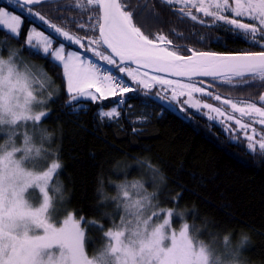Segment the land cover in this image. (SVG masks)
<instances>
[{"label":"trees","instance_id":"obj_1","mask_svg":"<svg viewBox=\"0 0 264 264\" xmlns=\"http://www.w3.org/2000/svg\"><path fill=\"white\" fill-rule=\"evenodd\" d=\"M72 4L73 0H60L58 5L42 4L31 10L71 35L84 37L87 26L80 28L73 20L86 25L88 16ZM0 6L7 8V3ZM60 6L66 7L56 11ZM7 9L20 15L23 22L19 39L0 30V56L13 57L21 69L32 65L50 81L38 93L42 103L34 107L36 112L46 113L36 125L44 136L43 156L38 164L42 169L52 163L60 165L48 188L53 194L49 196L50 213L56 214L55 223L69 213L77 219L84 217L85 252L89 258L103 251L107 243L103 233L117 224L128 206L123 186L138 182L153 208L159 212L169 210L173 217L180 215L191 225L189 230L197 241L220 246L225 242L222 237L228 236L227 244L238 245L242 236L247 237L238 259L243 264H264V155L258 147L253 153L240 135L226 133L221 125L192 110L177 113L139 90L128 92L123 104L117 103L121 97L102 103L85 102L86 112L69 114L61 67H53L43 54L24 46L31 25L53 29L29 15L27 8L29 16ZM219 37L220 43L212 36L177 42L221 54L260 51L234 34ZM215 84L210 91L236 101L249 97L258 100L264 94L259 81L234 80L227 84L217 80ZM115 104L118 117L98 115L101 107ZM147 162L159 169V175L153 177L145 166Z\"/></svg>","mask_w":264,"mask_h":264},{"label":"snow or ice","instance_id":"obj_2","mask_svg":"<svg viewBox=\"0 0 264 264\" xmlns=\"http://www.w3.org/2000/svg\"><path fill=\"white\" fill-rule=\"evenodd\" d=\"M8 2L12 3V0ZM155 2L172 10L173 15L182 23L190 20L194 24H205V19L193 14L192 9H195L203 17H210L212 26H229V31L237 38H243L250 46L259 47L260 51L219 54L198 51L185 43H178L184 39V34L175 27L165 32L164 21L155 11ZM155 2L136 0L133 6L131 0H73L72 7L88 16L86 25L73 20L80 28L87 26L84 37L71 35L56 23L48 21L40 12L33 13L28 8L29 5H58L60 0H16V6L22 11L27 8L29 15H35L63 40L92 53V56L104 61L106 65L115 66L134 83L145 88L160 85L165 91H171L173 101L187 97L181 103L197 109H209L218 117L234 121L236 131L242 133L247 141L248 150L255 153L258 145L260 154L264 155V134L257 133L252 127L255 123L264 125V94L259 95L258 100L249 97L244 101H234L230 98L222 99L221 95L208 90L216 86L217 80L227 84H232L234 80L237 83L259 81L258 86L264 87V0ZM64 7H57L56 11H62ZM21 26L19 15L0 7V29L7 30V34L19 39ZM157 26L159 30L154 31L153 28ZM85 39L87 43L83 42ZM216 42H221L220 37H216ZM53 43V39L35 29L29 32L26 39V44L37 53L42 50L44 58L53 67H62V78L66 80V91L69 94V101L65 105L70 110L69 114L86 112L85 101L96 102L117 94L121 96L118 105L123 104V94L134 91L122 76L114 75L78 51H68L65 55V44L61 42L53 49ZM2 72L3 65L0 64ZM200 77L211 78V82L197 79ZM26 81L27 78L19 74L14 80L12 67H8L7 75L0 74V107L14 120L40 122L46 113L41 111L36 115L30 114L27 105L32 97L28 93ZM96 93H99V97ZM194 94H203L221 101L223 105L230 106L232 114H226L221 107H214L210 103H192ZM235 113H239L240 117H251V122H242ZM98 115L111 119L120 113L114 107L107 112L101 110ZM209 119L216 117L210 115ZM257 135L259 140L256 139ZM145 166L151 169L153 177L159 175V169L150 162ZM59 168L58 163H52L43 175L34 177L23 186L13 185L11 194L7 189L0 190V264H40L42 254L53 248L59 249L60 264H96L85 252V230L81 227L82 222H85L84 217L76 220L70 214L59 226L47 218L49 195L43 184L52 179L53 173ZM33 181L43 193V204L35 209L27 206L23 199L25 188ZM124 196L127 197L128 193L124 192ZM156 218L157 214L153 212L151 219ZM168 225V219L157 226H152L148 219H144L137 220L134 227H129L127 236L125 231L106 232L104 235L110 242L104 254L96 260L99 264H207L205 249L200 247L197 251L194 247L187 224L179 235L175 232L169 234ZM227 242L226 238V247Z\"/></svg>","mask_w":264,"mask_h":264},{"label":"rangeland","instance_id":"obj_3","mask_svg":"<svg viewBox=\"0 0 264 264\" xmlns=\"http://www.w3.org/2000/svg\"><path fill=\"white\" fill-rule=\"evenodd\" d=\"M233 6H234V4H233ZM0 7H4V6H0ZM31 9H33V8H31ZM5 10L10 11L7 8H5ZM10 12H12V11H10ZM12 13L18 15L17 13H14V12H12ZM21 20L23 22L22 18H21ZM245 22H247V21H245ZM32 29H35V31H37V32H43V30L42 29H38L37 26L34 27L33 25H31L29 27L27 33L25 34L24 46H26V47H28V48H30L32 50H35V49L31 48V46L26 44L27 35L29 34V32ZM0 30H3V31H5L7 33V30H5V29H0ZM43 33L45 35L49 36V38H51V39H53L55 41V39L53 37H51L48 33H45V32H43ZM52 33H54V35L57 38H60L62 43L65 44V55L67 54L68 51H78V52H80L79 50H76V49H80L82 51V52H80L81 55L89 57L93 61L98 62L103 68H105L104 67L105 62L101 61V60H98L96 57L92 56V53L85 52V50L80 48L78 45H76L74 43H70V42H68L66 40H63V38L61 36H59L55 31L52 32ZM19 36H20V34H19ZM250 38H252V37H250ZM33 43H35V41H33ZM59 43H61V42H59ZM84 43H87V41H85ZM57 46L58 45H55L53 43V49H55ZM40 53L43 54L42 50L40 51ZM9 65L13 68V79L14 80L16 79L17 75L19 74V75H22V76L27 78L26 82H27L29 87L33 84V82L38 83L39 88L37 89V94L42 89L46 88L49 85V82H50L49 78L46 76V74L42 70H35L34 66H32V65L29 66V67H25L24 69H21V68H19V66H17V63L15 62L13 57L9 58L8 63L3 65V72L0 73V74L7 75V72L5 71V69ZM61 72H62V67H61ZM114 73L116 75H118V76H122L124 78V80H126L128 83H130V85L132 86V88L134 90H139L140 93H142V94H150V95H152L156 99L162 101L167 106L171 107L175 112L184 113L185 110H192V111H194L196 113H199L200 115H202L206 119L210 120L211 122L221 125L226 133L231 134V135H240L241 138L245 140L243 134L236 131V127L237 126L235 125L234 121L226 120L223 117H218V116H216V113L210 112L209 109H205L203 107H200L199 109H197L196 107H190L187 104L181 103L187 97H179L177 101H173L171 99V91L170 90L165 91L160 85H153L150 88H145L143 85H140L138 83H134L131 80L130 77H128L125 73L119 72V70L115 71ZM64 81H65L64 91L69 96V94L66 91V80H64ZM126 94L127 93L123 94V98H124V96ZM215 94H217V93H215ZM96 95L99 97V93H96ZM120 97L121 96L119 94H117L116 96H109L107 99H102V100L98 99L96 102H92L90 100L85 101V102L102 103L103 101H106L108 99H118ZM221 97H222V99L226 98V97H223V96H221ZM197 101H199L201 105L204 104V103H210L214 107H221L225 111L226 114H232V110L230 109V106L223 105L221 101H216V100H214V99H212L210 97H207V96H205L203 94H194L193 95L191 102L192 103H196ZM234 101H236V100H234ZM40 103H42V100H41ZM241 106H243V105H241ZM114 107L118 109V105L115 104V105L107 107V108L101 107V109H99V112L101 110H103L105 112L111 111V109L114 108ZM181 109H183V111H181ZM210 115L216 117V119H209ZM235 116L237 118L242 119V122H245V123H250L251 119H252L251 117H248V116L240 117L239 113H235ZM222 119L224 120L223 123L221 122ZM37 123L38 122H35V121H24V120H22L15 127H7V126L0 127L1 141H4L6 143H16L17 140H19V141L21 140V133H24L26 135L27 133L32 132V133L36 134V136L38 138V141L41 143L42 142V137H44V136H43V134L42 135L39 134V131L36 128ZM252 127L256 129L257 133L264 134V125H260L258 123H255V124L252 125ZM249 133L251 134V129H249ZM13 137H14V140H13ZM259 138H260L259 135H257L256 139L259 140ZM257 147H258V145H257ZM36 166L40 168L42 166V164H37ZM50 167H51V164L48 166V168L43 169L44 172L48 171V169ZM54 175H55V173H53V177H54ZM53 177L47 183L43 184V187H44L45 191H47V192H48V188H49V186L51 184V181L53 180ZM38 189H39V187H38ZM122 190H123V198H125V202L128 203V206L125 208V211L120 216L117 224L115 226H113L112 228H109L107 231H105L103 233L104 237H106L104 234L106 232H109V231H111V232L125 231V236H127L128 235L127 229L129 227H134L135 224L137 223V220H144V219H148L149 223L152 226H157L159 224H162L165 219H168L169 220V225L167 226V231H168L169 234L175 232L177 235H179L180 231L184 229V226H185L186 222L182 221V217H180V215H175L173 217L172 212L169 211V210H165L163 212H159V211H157L156 209L153 208V206L148 202V199H146V197H144V195L142 194L143 191H142V187H141L140 183H138V182L130 183L128 185L123 186ZM124 192L128 193L127 197L124 196ZM31 196H32L33 200H39L40 206L43 204V193H41L40 191L37 192L35 189H33L31 191ZM50 205H51V199L49 197V208H48V211H47L46 215H47V218L52 223H55L57 221L56 220L57 216H56V214H51L50 213ZM153 212H155L157 214V218L156 219H151ZM70 214L71 213H69L63 219H60L59 223H55V224H57V226H59L63 222V220L68 218V216ZM161 214H163V215H161ZM73 217H74V215H73ZM74 219L80 220V218L77 219L76 217H74ZM90 224H92V223L90 222ZM81 227L84 230H86V226L85 225L81 224ZM188 235L193 240L194 247L198 251L200 245L197 243L198 241L196 240L194 235L190 232L189 227H188ZM106 242L107 243H106V246L104 247V249L107 247L108 243L110 242L108 238L106 239ZM212 246L217 248V249H221V248H229L230 244H227V247H226L225 246V242H223V244L220 245V246H218V245H212ZM242 249H243L242 247H239L237 250L235 248H233L232 250L237 251L240 254ZM89 259H91V258H89Z\"/></svg>","mask_w":264,"mask_h":264},{"label":"clouds","instance_id":"obj_4","mask_svg":"<svg viewBox=\"0 0 264 264\" xmlns=\"http://www.w3.org/2000/svg\"><path fill=\"white\" fill-rule=\"evenodd\" d=\"M9 58L0 56V64L5 65L8 63ZM8 67H11L10 65ZM8 67L5 71H8ZM39 88L38 83L28 86V93L31 95V102L27 107L31 110V115L39 114L35 111L34 106L41 102L42 97L37 94ZM23 101L21 100V103ZM22 120H14V118L0 107V127H15ZM51 137V133L47 134V138ZM14 140V137H13ZM44 145H42L35 133L29 132L26 135L21 133V140L19 143H6L0 141V190L7 189L11 194L13 185L19 187L23 186L28 181H32L34 177L43 175L44 170L36 165L40 162L43 156ZM35 189L39 191L37 184L33 181L25 188L23 199L27 206L35 209L40 207L39 200H33L31 191ZM48 195L51 197L53 194L49 191ZM53 205L56 200L53 199ZM189 228L191 225H187ZM230 241L228 236L222 237V241ZM247 242V237H241L238 245H230L229 248L217 249L204 241H198L200 247L205 249L207 256V264H243L238 259V252L232 250L233 248L242 247ZM199 247V248H200ZM104 254L103 251H98L91 259L99 264L96 260L97 257ZM40 264H60L59 249H50L42 254L40 257Z\"/></svg>","mask_w":264,"mask_h":264},{"label":"flooded vegetation","instance_id":"obj_5","mask_svg":"<svg viewBox=\"0 0 264 264\" xmlns=\"http://www.w3.org/2000/svg\"><path fill=\"white\" fill-rule=\"evenodd\" d=\"M155 2V0H154ZM7 3H9L7 1ZM131 3L133 6L136 4V0H131ZM10 5L7 6V8H10L12 10L18 9V11L22 12L20 7L16 6L15 2L9 3ZM14 10V11H15ZM155 11L161 16L163 23V29L165 32L168 31L170 27H175L177 30H179L181 33L184 34V39H198L202 37V39L210 38L211 36L216 39V37H219V34H232V32L229 31V26H212V20L210 17H203L202 14L196 13L195 9H192L193 14L198 15V17L205 19V24H199V23H193L190 20L186 22H180L176 16L173 15L172 10H170L167 7L161 6L158 2H155ZM23 12L25 13L26 10ZM22 12V13H23ZM26 14V13H25ZM28 15V14H26ZM29 16V15H28ZM170 22V23H169ZM223 22H221L222 24ZM48 30V29H47ZM154 31L159 30V27H154ZM50 31V30H48ZM51 33L54 31H50ZM54 34V33H53ZM82 52V51H80ZM112 66V65H110ZM114 67V66H113Z\"/></svg>","mask_w":264,"mask_h":264},{"label":"water","instance_id":"obj_6","mask_svg":"<svg viewBox=\"0 0 264 264\" xmlns=\"http://www.w3.org/2000/svg\"><path fill=\"white\" fill-rule=\"evenodd\" d=\"M7 0H0V2H6ZM12 2H15L16 3V0H12ZM8 5H9V3H7ZM37 6H39V5H29L28 6V8H35V7H37ZM42 30H43V32H45V33H48L51 37H53L55 40H59V42H62L61 41V39H59V38H57L53 33H51L50 31H48L47 29H45L44 27H40ZM77 50H80V49H77ZM81 51V50H80ZM219 54H221V53H219ZM233 54H240V53H233ZM104 67L105 68H107L109 71H111V72H115L116 70H118V68H116L115 66L113 67V66H110V65H104ZM131 67H135V65H131ZM143 71V70H142ZM168 78H170V79H181V78H177V77H168ZM197 79H202V80H204V81H211V78H208V77H200V78H197ZM208 90H211V88L210 89H208Z\"/></svg>","mask_w":264,"mask_h":264}]
</instances>
